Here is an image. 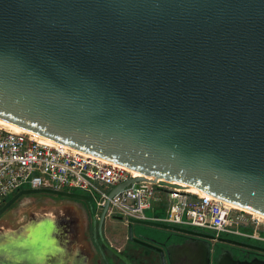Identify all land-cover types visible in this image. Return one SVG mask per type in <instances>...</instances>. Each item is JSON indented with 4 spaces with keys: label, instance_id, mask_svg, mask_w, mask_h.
I'll return each mask as SVG.
<instances>
[{
    "label": "water",
    "instance_id": "water-1",
    "mask_svg": "<svg viewBox=\"0 0 264 264\" xmlns=\"http://www.w3.org/2000/svg\"><path fill=\"white\" fill-rule=\"evenodd\" d=\"M0 119L264 215V0H0Z\"/></svg>",
    "mask_w": 264,
    "mask_h": 264
},
{
    "label": "built area",
    "instance_id": "built-area-1",
    "mask_svg": "<svg viewBox=\"0 0 264 264\" xmlns=\"http://www.w3.org/2000/svg\"><path fill=\"white\" fill-rule=\"evenodd\" d=\"M38 136L0 124V205L24 187L80 189L90 197L97 212L108 201L106 215H118L125 222L138 219L208 228L216 234L264 242V219L210 195L140 180L109 197L115 186L141 174L65 144L42 141Z\"/></svg>",
    "mask_w": 264,
    "mask_h": 264
},
{
    "label": "flooded vegetation",
    "instance_id": "flooded-vegetation-1",
    "mask_svg": "<svg viewBox=\"0 0 264 264\" xmlns=\"http://www.w3.org/2000/svg\"><path fill=\"white\" fill-rule=\"evenodd\" d=\"M56 196L64 199L62 195ZM68 199L70 202L63 205L62 209L67 213L66 230L69 232V241H72L71 250H78L76 264H128L120 255L131 264H247V261L249 264H264V250L245 246L264 249L262 242L227 233L216 234L213 229L172 224L168 225L192 232L150 226L155 230L136 236L132 224L131 235L139 239L137 241L129 238V226L122 217L107 216L105 213L99 226L98 219L103 210L94 213L93 203L90 210L84 199ZM1 214L0 228L10 225ZM111 221H116V224L110 225L108 222ZM118 231L124 232L122 238H116ZM94 239L98 241L99 247Z\"/></svg>",
    "mask_w": 264,
    "mask_h": 264
},
{
    "label": "clouds",
    "instance_id": "clouds-1",
    "mask_svg": "<svg viewBox=\"0 0 264 264\" xmlns=\"http://www.w3.org/2000/svg\"><path fill=\"white\" fill-rule=\"evenodd\" d=\"M54 216L30 221L21 230L0 235V264H76L78 250L61 240Z\"/></svg>",
    "mask_w": 264,
    "mask_h": 264
},
{
    "label": "rangeland",
    "instance_id": "rangeland-1",
    "mask_svg": "<svg viewBox=\"0 0 264 264\" xmlns=\"http://www.w3.org/2000/svg\"><path fill=\"white\" fill-rule=\"evenodd\" d=\"M23 189H28V188L24 187ZM67 191L84 194V192L80 189H68ZM61 197L64 199L61 200V198L56 196V194H52L48 192H37V193H29V194L21 195L14 203H12L1 214V217L6 218L7 221L10 223V225L0 229V235L10 232L11 228H16L21 224H23L24 222L28 223L30 221H34L33 218L36 215H39L41 218L51 215L56 218L58 225L63 230L61 236L62 242L71 250L72 247L70 246V244L72 243V241H69L70 239V237L68 236L69 232L66 230V228L68 227V223L65 220L67 213H65L64 209H62L63 205H65L67 202H70V199H68L70 197L67 196H61ZM3 204L0 205V208L3 206ZM94 213H98V212L94 209ZM146 214L150 215L151 212L147 211ZM108 223L114 226L116 224V221H111ZM107 229L109 230V227ZM152 230L155 229L150 226L133 223V233L136 236H140L141 233L151 232ZM122 233L124 234L123 231H118L116 238L119 237L122 238L121 235ZM253 241L261 242L258 240H253ZM72 250H74V248Z\"/></svg>",
    "mask_w": 264,
    "mask_h": 264
},
{
    "label": "bare ground",
    "instance_id": "bare-ground-1",
    "mask_svg": "<svg viewBox=\"0 0 264 264\" xmlns=\"http://www.w3.org/2000/svg\"><path fill=\"white\" fill-rule=\"evenodd\" d=\"M0 124L3 125V126H5V127L8 128V129H10V130H12V131H21V130H25V129H22V128H20V127L14 125V124H12V123H9V122L4 121V120H1V119H0ZM38 139H40V140H42V141H45V142H49V143L53 142L52 140H50V139H48V138H45V137H42V136H38ZM134 173H138V174H140L139 172H137V171H135V170H134ZM182 189H184V190H186V191H189V192H193V193H199V194H201V192H200L199 190H195V189H193V188H191V187H185V188H182ZM231 205L234 206V207H237V208H243V207L237 206V205H235V204H233V203H231ZM244 209H245V208H244ZM251 212H253V211H251ZM253 213L256 214L258 217H261V218L264 219V215H262V214H260V213H256V212H253ZM20 230H21V228H20ZM20 230H19V231H20ZM11 232H12V231H11ZM16 232H18V231H16Z\"/></svg>",
    "mask_w": 264,
    "mask_h": 264
},
{
    "label": "crops",
    "instance_id": "crops-1",
    "mask_svg": "<svg viewBox=\"0 0 264 264\" xmlns=\"http://www.w3.org/2000/svg\"><path fill=\"white\" fill-rule=\"evenodd\" d=\"M36 216H39V215H36ZM38 218H41L40 216L39 217H36V218H33L34 221H36ZM26 222H24L23 224H21L20 226L16 227V228H11L10 232L12 231H19L20 228H22L23 225H25Z\"/></svg>",
    "mask_w": 264,
    "mask_h": 264
},
{
    "label": "trees",
    "instance_id": "trees-1",
    "mask_svg": "<svg viewBox=\"0 0 264 264\" xmlns=\"http://www.w3.org/2000/svg\"><path fill=\"white\" fill-rule=\"evenodd\" d=\"M14 194H15V193H14ZM12 195H13V194H12ZM12 195H11V196H12ZM11 196H9L7 199H9ZM7 199H5V201H6ZM5 201H4V202H5ZM2 204H3V203H2ZM163 213H164V212H163V211H161V213H160V214H163Z\"/></svg>",
    "mask_w": 264,
    "mask_h": 264
}]
</instances>
